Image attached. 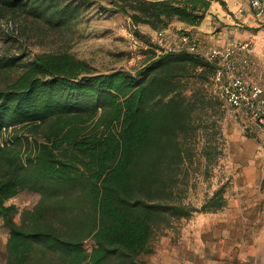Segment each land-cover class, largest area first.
<instances>
[{
    "label": "trees",
    "instance_id": "trees-1",
    "mask_svg": "<svg viewBox=\"0 0 264 264\" xmlns=\"http://www.w3.org/2000/svg\"><path fill=\"white\" fill-rule=\"evenodd\" d=\"M110 1L140 35L141 24L197 26L211 0ZM7 11L23 16L22 30L37 42L58 44L25 61L0 55L5 264H147L142 255L152 252L155 230L225 205L227 181L199 206L181 201L187 167L204 157L207 178L222 152L216 131L195 151L199 126L192 120L222 100L208 90L216 61L153 45L134 71L95 72L69 51L77 5L0 0V21ZM21 190L38 198L19 210L6 201Z\"/></svg>",
    "mask_w": 264,
    "mask_h": 264
},
{
    "label": "rangeland",
    "instance_id": "rangeland-1",
    "mask_svg": "<svg viewBox=\"0 0 264 264\" xmlns=\"http://www.w3.org/2000/svg\"><path fill=\"white\" fill-rule=\"evenodd\" d=\"M60 1L79 8L69 51L89 63L95 72L118 68L134 71L153 45L156 51L163 49L156 38L158 31L163 32L161 45L165 47H173L180 35L187 33L181 31L171 42V36L177 34L174 24L178 22L172 21L163 29L141 24L137 28L140 35H136L128 16L109 9L113 7L110 0ZM23 23L22 15L5 13L0 21V55H23L25 61L32 53L50 50L58 44L37 42L22 30ZM208 90L213 93L210 86ZM192 120L199 126L195 151L216 131L222 152L210 164L207 178L203 173L204 157L198 156L187 167L188 181L181 201L199 206L219 184L227 181L225 205L216 211L173 219L155 230L152 252L142 257L147 264H264V137L242 111L220 99L197 109ZM37 198V193L21 190L6 203L21 210L31 207ZM14 219L18 221V215ZM7 233L0 218V264H5ZM91 245L89 240L84 242L87 249Z\"/></svg>",
    "mask_w": 264,
    "mask_h": 264
},
{
    "label": "crops",
    "instance_id": "crops-1",
    "mask_svg": "<svg viewBox=\"0 0 264 264\" xmlns=\"http://www.w3.org/2000/svg\"><path fill=\"white\" fill-rule=\"evenodd\" d=\"M174 25L177 34L171 36V42L176 41L181 31H186L201 49L222 46L229 40L243 45L245 49H238L234 57L246 58L243 69L264 86V18L254 16L248 0H211L199 25L187 26L181 22Z\"/></svg>",
    "mask_w": 264,
    "mask_h": 264
},
{
    "label": "built area",
    "instance_id": "built-area-1",
    "mask_svg": "<svg viewBox=\"0 0 264 264\" xmlns=\"http://www.w3.org/2000/svg\"><path fill=\"white\" fill-rule=\"evenodd\" d=\"M248 4L256 18H264V0H248ZM162 36V31L156 33L163 50L185 49L209 61H216L219 68L212 80L213 91L231 108L242 111L264 137V86L252 80L243 69L246 58L234 57L238 49H245L243 45L239 46L236 41L229 40L222 46L201 49L189 33H183L176 45L165 47L161 45Z\"/></svg>",
    "mask_w": 264,
    "mask_h": 264
}]
</instances>
